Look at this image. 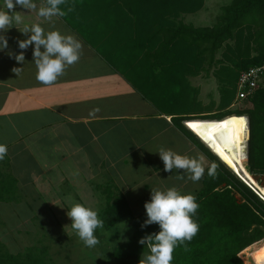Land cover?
<instances>
[{"label": "trees", "instance_id": "1", "mask_svg": "<svg viewBox=\"0 0 264 264\" xmlns=\"http://www.w3.org/2000/svg\"><path fill=\"white\" fill-rule=\"evenodd\" d=\"M204 1L66 0L60 5L66 15L59 17L144 98L169 115L209 163L218 165L216 178L206 170L201 185L192 192L200 205L194 217L199 232L186 242L189 251L183 245L175 249L172 264H264V200L183 124L196 118L247 116L246 162L251 173L264 174V0H229L219 6L210 25L184 22L182 14L199 11ZM69 7L73 11L68 12ZM222 48V57H216ZM212 67L220 82L215 109L214 102L203 104L198 99V88L187 78L208 73ZM255 68H260L257 87L239 97L240 76ZM7 167L6 155L0 160V202H19V180ZM92 186L105 200L100 212L105 229L117 227L126 216L132 218V233L112 246L109 257L119 264L133 260L139 264L148 249L138 241L158 232L159 225L142 228L146 211L133 215L126 196L112 181ZM38 241L39 245L13 252L0 240V264H55L43 238Z\"/></svg>", "mask_w": 264, "mask_h": 264}, {"label": "rangeland", "instance_id": "2", "mask_svg": "<svg viewBox=\"0 0 264 264\" xmlns=\"http://www.w3.org/2000/svg\"><path fill=\"white\" fill-rule=\"evenodd\" d=\"M228 2L229 0H205L199 11L183 13L182 19L194 26L210 25L215 20L219 6ZM222 50L223 48L217 51L216 57H222ZM212 69L213 67L208 73L201 71L198 75L187 78L192 86L198 88V99L203 104L214 102L215 109L220 95L218 90L220 82L212 73ZM100 70V82L110 83L111 77L104 76L102 68ZM118 101L129 106L133 104L132 108L140 111L144 107L138 93L117 97L115 103L119 104ZM192 108L197 109L195 105H192ZM152 109L155 110L152 106L146 107L148 113L152 112ZM11 123L14 126L12 121ZM4 126H0L2 144L14 141L18 135L15 133L20 128L16 123L14 131H6L7 128ZM132 127L140 129L141 132L131 134L134 131H127L125 134H114L107 140L106 150L109 152L104 156L106 161L99 166L100 170L93 164L89 166L73 163L72 156H68L67 164L59 162L56 164L54 159L49 162L50 158L43 154L45 151L43 144L36 143L38 151L42 154L34 151L29 144L26 148L27 140L26 143L21 140L18 142L19 145L12 147L8 145L9 167L6 171L19 180L18 187L22 197L19 202H15L16 204L0 202V240L7 248L17 252L25 246L39 245L38 238H43L42 244L47 245L55 264H119L109 256L112 246L125 241L132 233L134 227L131 224V216H126L111 230L98 228L95 235L99 243L89 248L71 228L72 221L67 216V211L72 202L91 205L98 210L100 218L105 200L100 192L93 191L92 185L97 183L105 185L112 181L124 193L133 215H136L146 211L144 204L151 198V188L166 189L175 186L183 193H192L201 185V180L194 183L187 179V174L178 173L176 169L172 172L164 171L163 161L157 152L161 146L190 156L202 154L195 146L187 143L186 138L180 135L181 132L178 134L175 130L166 128L160 134H153L152 130H161L165 127L153 121ZM206 160L209 162L207 158ZM178 174L185 175V179L177 180ZM255 178L264 185V174H255ZM81 254H88V257L83 258ZM247 256L245 253L243 257L247 259ZM129 264H134V260Z\"/></svg>", "mask_w": 264, "mask_h": 264}, {"label": "crops", "instance_id": "3", "mask_svg": "<svg viewBox=\"0 0 264 264\" xmlns=\"http://www.w3.org/2000/svg\"><path fill=\"white\" fill-rule=\"evenodd\" d=\"M34 2L37 4V10L44 4L42 0ZM2 7L4 0H0V8ZM16 11H21L26 24L41 22L42 18L37 16L36 11H28L19 6ZM43 27L46 30L56 29L62 34L75 36L82 42L83 52L77 63L66 68L64 75L53 83L45 84L36 79L34 44L26 50H21L18 46V40L26 39L30 33L24 34L15 26L2 33L8 39V47L0 50V126L5 125L6 131H14L15 124L20 125L14 141L4 143L7 147L19 145L21 140L26 143L27 140L25 147L29 144L39 154L42 152L38 151L36 143L43 144V154L50 158L49 162L54 159L56 164H67L68 156H72L73 163L89 166L93 164L100 170L99 166L105 163L104 156L109 152L106 150L107 140L114 134H125L127 131L139 134L140 129H133L132 126L138 127L152 121L165 126L161 130H152L153 134H160L166 128L180 134L169 115L162 114L144 98L62 18L55 16L52 22H43ZM41 50L43 51V48ZM20 51H24L23 63L14 58ZM13 67L22 68L19 75L12 71ZM101 68L104 76L111 77L110 83L100 82ZM136 93L144 106L141 111L132 108L133 104L129 106L122 101L115 103L117 97ZM150 105L155 110L152 109V112L148 113L146 107H151ZM180 135L186 138L189 145L195 146L184 134Z\"/></svg>", "mask_w": 264, "mask_h": 264}, {"label": "clouds", "instance_id": "4", "mask_svg": "<svg viewBox=\"0 0 264 264\" xmlns=\"http://www.w3.org/2000/svg\"><path fill=\"white\" fill-rule=\"evenodd\" d=\"M65 2L66 0H44L43 6L37 10L34 0H4V7L0 8V50L8 47V39L2 33H6L12 27L15 26L24 34L30 33L26 39L18 40V46L21 50H26L34 44L36 79L45 84L53 83L64 75L66 68L77 63L83 52L82 42L75 36L62 34L56 29L46 30L43 27V22H52L53 17L66 15L60 8ZM17 6L28 11H36L37 16L42 18L41 22L26 24L21 11H16ZM71 11L73 8L69 7L68 12ZM14 58L17 62L23 63L24 51H20ZM21 70L20 67L12 69L17 75ZM7 151V146L0 143V160L5 158ZM157 152L166 172L176 169L178 173L187 174V179L194 183L204 177L206 170L209 177L217 176L218 165L215 162H207L202 154L195 156L180 154L164 146ZM176 179L184 180L185 175L178 174ZM240 179L253 188L245 179L241 177ZM253 189L259 196L261 195L255 188ZM150 196V200L144 204L147 219L141 227L155 223L159 225V231L145 235L138 241L148 249L142 253L139 264H172L175 249L183 245L184 250L189 251L186 242H190L199 232V224L194 217L200 205L194 194L183 193L175 186L166 189L151 188ZM67 216L72 221L71 228L86 247H95L99 243L95 232L103 227V221L99 218L97 209L91 205L72 202Z\"/></svg>", "mask_w": 264, "mask_h": 264}, {"label": "bare ground", "instance_id": "5", "mask_svg": "<svg viewBox=\"0 0 264 264\" xmlns=\"http://www.w3.org/2000/svg\"><path fill=\"white\" fill-rule=\"evenodd\" d=\"M240 118H243V122ZM183 124L234 174H239L258 192L264 194V185L251 173L246 162L248 118L245 115L231 114L222 119H189Z\"/></svg>", "mask_w": 264, "mask_h": 264}, {"label": "built area", "instance_id": "6", "mask_svg": "<svg viewBox=\"0 0 264 264\" xmlns=\"http://www.w3.org/2000/svg\"><path fill=\"white\" fill-rule=\"evenodd\" d=\"M263 68V67H260ZM260 68H255V69H249L247 72L242 73V75L240 76V82H239V87L240 89L243 90V88L247 85L248 86V91H240L238 93L239 97H243L245 95H247L248 93H250V91H252L253 89H255L257 87V82L256 80L258 79V75H259V71ZM263 199L264 196L260 195Z\"/></svg>", "mask_w": 264, "mask_h": 264}, {"label": "snow or ice", "instance_id": "7", "mask_svg": "<svg viewBox=\"0 0 264 264\" xmlns=\"http://www.w3.org/2000/svg\"><path fill=\"white\" fill-rule=\"evenodd\" d=\"M241 119V121L243 122V118H240ZM194 127V126H193Z\"/></svg>", "mask_w": 264, "mask_h": 264}, {"label": "water", "instance_id": "8", "mask_svg": "<svg viewBox=\"0 0 264 264\" xmlns=\"http://www.w3.org/2000/svg\"><path fill=\"white\" fill-rule=\"evenodd\" d=\"M236 172V171H235ZM237 173V172H236ZM239 175V174H238ZM240 176V175H239ZM241 177V176H240ZM242 178V177H241ZM243 179V178H242ZM244 180V179H243Z\"/></svg>", "mask_w": 264, "mask_h": 264}]
</instances>
